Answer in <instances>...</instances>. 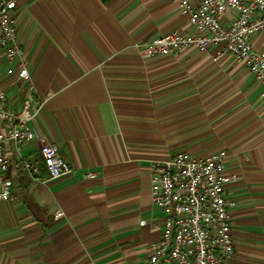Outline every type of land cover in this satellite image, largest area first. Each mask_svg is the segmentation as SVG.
<instances>
[{"label":"crops","instance_id":"0c3cea01","mask_svg":"<svg viewBox=\"0 0 264 264\" xmlns=\"http://www.w3.org/2000/svg\"><path fill=\"white\" fill-rule=\"evenodd\" d=\"M15 1L32 91L47 95L31 127L57 144L71 171L49 179L31 142L21 150L38 165L30 172L7 144L0 264H150L163 229L151 164L179 150L227 152L223 172L236 177L223 186L234 264H264V81L231 55L143 57L136 41L190 32L174 0ZM252 43L260 49L264 31ZM7 67L0 55V89L21 111L29 91Z\"/></svg>","mask_w":264,"mask_h":264},{"label":"built area","instance_id":"2783aa9c","mask_svg":"<svg viewBox=\"0 0 264 264\" xmlns=\"http://www.w3.org/2000/svg\"><path fill=\"white\" fill-rule=\"evenodd\" d=\"M174 1L180 13L187 15L190 32L171 30L136 41L134 46L143 57L187 49L210 51L214 59L231 55L257 80L264 81V44L258 49L252 43V37L264 31V0ZM16 8L15 0H0V55L8 64L6 73L26 84L29 105L21 111L13 110L0 89V200L10 196L12 185L8 143L30 172L37 173L38 165L26 161L21 150L31 142L38 145L49 179L71 171L57 144L31 127L47 95L36 96L32 91L30 59L17 38ZM226 155L225 150H218L199 158L179 150L167 159L152 162L150 196L163 214V229L160 238L150 245V264H234L227 212L231 202L223 186L236 177L223 172ZM62 216L61 209L55 210V218Z\"/></svg>","mask_w":264,"mask_h":264},{"label":"trees","instance_id":"16d2710c","mask_svg":"<svg viewBox=\"0 0 264 264\" xmlns=\"http://www.w3.org/2000/svg\"><path fill=\"white\" fill-rule=\"evenodd\" d=\"M106 1V0H105ZM41 164V166L44 168V166H43V164H42V162L40 163ZM41 168V167H40ZM45 169V168H44ZM46 171V170H45Z\"/></svg>","mask_w":264,"mask_h":264}]
</instances>
